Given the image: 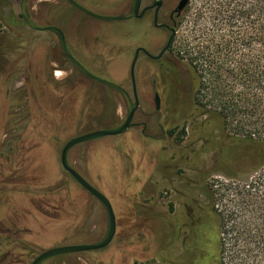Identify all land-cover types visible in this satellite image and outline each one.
Here are the masks:
<instances>
[{
	"label": "rangeland",
	"instance_id": "1",
	"mask_svg": "<svg viewBox=\"0 0 264 264\" xmlns=\"http://www.w3.org/2000/svg\"><path fill=\"white\" fill-rule=\"evenodd\" d=\"M94 1L84 3L94 13L120 12L122 0ZM18 6L19 0H0V264H30L50 247L104 237L106 210L64 170L60 154L70 138L116 126L127 111L117 90L74 69L56 32L29 28ZM26 6L36 24L63 31L72 53L93 58V63L83 61L91 73L128 92L134 48L152 46L159 37L151 17L98 19L67 0H26ZM184 26L185 18L177 39ZM183 64L168 63L172 78L179 81L171 95L170 88L158 87L165 95L161 109H154L141 87V104L124 133L78 143L68 152L80 175L119 211H128L129 204L138 215L118 218L105 247L43 264H212L200 240L193 262L186 250L190 239L167 249L152 248L153 231L145 228L149 217L167 210L169 200L178 203V211L187 195L208 206L212 191L234 180L241 164L243 149L229 139L219 120L192 107L195 80ZM140 82L143 86L146 79ZM154 141L159 143L152 146L151 157L147 146ZM220 204L216 200L215 207Z\"/></svg>",
	"mask_w": 264,
	"mask_h": 264
},
{
	"label": "trees",
	"instance_id": "2",
	"mask_svg": "<svg viewBox=\"0 0 264 264\" xmlns=\"http://www.w3.org/2000/svg\"><path fill=\"white\" fill-rule=\"evenodd\" d=\"M191 2L170 49L193 73L192 107L216 117L243 149L236 180L212 191L214 231L202 246L212 264H264V0ZM150 226L156 241L161 219Z\"/></svg>",
	"mask_w": 264,
	"mask_h": 264
},
{
	"label": "flooded vegetation",
	"instance_id": "3",
	"mask_svg": "<svg viewBox=\"0 0 264 264\" xmlns=\"http://www.w3.org/2000/svg\"><path fill=\"white\" fill-rule=\"evenodd\" d=\"M74 1H76L78 4L85 7L86 9H88V8L84 5V3L87 4V3H95L96 2L94 0H74ZM154 1L155 0H141L140 5H139V9H138V13H140L142 10H144V12L141 14V16L139 18H136V19H143L144 17H148V18L151 17L152 26L154 27L157 35L159 36L153 40L152 46H149L146 44L137 45L134 48L131 59H130L129 76H130L132 61L135 59L133 70H134L136 95H137V99H138L137 109L139 108V106L141 104V98H142V96H141L142 95V90H141L142 88L141 87H144L145 90H143V91L147 92L148 96H150V99H152L154 109L155 110L161 109L165 95L163 94V92H161L158 89V87H166L165 91L167 88H170V90H171L170 95H171L172 94V88L171 87H177V84H175V82H177V80L179 81V79L172 78L173 77V75L171 73L172 71L168 67V63L172 64V66L175 64H180V63L182 65H184L183 61L181 59H179L174 53H172L170 46L172 44L173 38L175 37V35H177L178 28L180 27L181 13L184 11V9L186 8L187 5L181 11L177 12L176 6H177L179 0H160V5L158 6V9L156 10L157 5H153ZM189 1H188V3H189ZM68 3H69V1H68ZM69 4L71 6H73L71 3H69ZM133 5H134V0H122V3H120V8H119L120 12L117 15H124V14L128 13L133 8ZM74 8H76V7H74ZM88 10H90V9H88ZM82 13L86 14L84 12H82ZM155 16H156V22L160 26H156L154 24L153 21L155 19ZM161 24H165L168 27L175 26V34L171 40V43L167 47V49L159 57H153V56H157L160 53V51L166 45L168 37L171 33V31L168 27H164ZM75 44H76V47L78 48V50L82 49V42L81 41H79V42L76 41ZM114 46H115V49H118L119 45L114 44ZM138 48H144L149 54L146 53V51H144L142 49H140L138 51V53L136 54V50ZM71 54L86 69H87V67L83 61L87 62V60H90V62L93 63V58L92 57L88 58L87 56H90L88 54H86L84 56L87 58L86 60L82 56L78 57V55L76 56V54H74L72 52H71ZM68 60L72 64L74 69L81 72L80 69H78L69 58H68ZM141 77L146 79V82L143 84V86L140 82ZM173 79H174V81H173ZM159 82H161V84ZM130 87H131V91L129 93L132 97L133 85L131 82V77H130ZM155 94H158V97H159V108L158 109H156V106H155ZM154 139H156V138H154ZM154 142H156V143L153 144V142H152L151 145L147 146V148H148L147 150L150 151V155L152 152V149H151L152 146H157L159 143L158 141H154ZM151 157H152V155H151ZM148 160H149V158H148ZM150 164H152V162ZM109 201L111 202V205L113 207L115 220H116V228L118 226L117 220L121 216H124V217L129 216V218H131L130 217L131 215H138L137 213H135L133 211L134 209H133L132 205L128 204V211H119L117 209V206L111 201L110 198H109ZM167 204H168L167 210L166 211L165 210L160 211L154 217V218L161 219L162 228H161V235H160V238L158 240L155 241V240H153V238H151L152 247L154 248L158 245H162L165 249H167V248H171L177 244L183 245L186 242V240L190 239L191 240V247L186 248V250L191 251L192 261L195 262L194 261V254L196 253V250L199 249V245H200L199 240L202 241V244H203L205 242L204 239H206V237H207L209 239L208 241L211 245L210 240L212 239L213 231H214L213 230V220H212L213 216H212L211 212L209 211V209L207 208V206L201 205L198 201H196L194 195H191V196L187 195L186 196V200L184 201V203H181V205H180V207H181L180 211L177 210V207H178L177 204L178 203L176 204V203H173V201L169 200ZM142 219H145V217H142ZM152 219H153V217H151V218L149 217L146 224H145L146 226L148 224V229L151 228L150 221ZM145 221H146V219H145ZM116 228H115V232H116ZM210 245H209V247H210ZM203 248H205V247L203 246ZM68 254H70V253H68ZM55 257H57V256H55ZM55 257H52V258H55ZM52 258H49V259L45 260L44 262H46Z\"/></svg>",
	"mask_w": 264,
	"mask_h": 264
},
{
	"label": "water",
	"instance_id": "4",
	"mask_svg": "<svg viewBox=\"0 0 264 264\" xmlns=\"http://www.w3.org/2000/svg\"><path fill=\"white\" fill-rule=\"evenodd\" d=\"M68 1L74 7L79 9L80 11H82V12H84V13L92 16V17H95L98 19H103V20H126V19H130V18H139L141 16V14L144 12V10H142L140 13H138V9H139V5H140L141 0H134L133 8L131 9V11H129L128 13H126L124 15L97 14V13H94V12L86 9L85 7L81 6L80 4H78L74 0H68ZM188 1L189 0H179L178 4L176 6V11L177 12L181 11L187 5ZM153 5H157V8H156V10H157L158 6L160 5V0H155ZM18 9H19L20 16L22 17L25 24L29 28L34 29V30H39V31L51 30V31L56 32L58 37H59L60 45H61V48H62L64 54L73 62V64L78 69H80V71L83 74H85L87 77L93 79L94 81H96L100 84L106 85L112 89L117 90L121 94V96L125 102V106H126V110H127L124 120L116 126L98 129V130H94V131H89V132H86V133H83L80 135H76V136L70 138L62 147L61 154H60V162H61V165L64 168V170L67 171L73 177V179L80 186H82L87 192H89L96 199H98L100 201V203L103 205L104 209L106 210L107 217H108V227H107V231H106L104 237L102 239H100L96 242H92V243L59 245V246H54V247H50L48 249H45V250L41 251L36 257H34L33 260L30 262V264H42L45 260L52 258V257H55V256L103 248L106 245H108L114 237L115 228H116V220H115V215H114V211H113V207L111 205V202L101 191H99L97 188L92 186L88 181H86L80 175V173L71 165V163L68 160V152L71 149V147H73L74 145H76L78 143L89 141V140L96 139L99 137L108 136V135L121 134V133H124L130 127L134 113L138 107V99H137V95H136L134 70H133L135 59L132 61L131 70H130V77H131V82L133 85L132 97H131L130 93L121 85H118V84L113 83L111 81L100 78V77L94 75L93 73H91L89 70H87L71 54V52H70V50L66 44L64 33L59 27L54 26V25H38V24H36L31 19L30 15L28 13V10L26 7V0H19ZM153 22L156 26H160L156 22V16H155V19ZM161 25L164 27H168L165 24H161ZM168 28L170 29L171 33L168 37L166 45L163 47V49L160 51V53L157 56H153V57H159L167 49V47L171 43V40L175 34V26L168 27ZM140 49L146 51L144 48H138L136 50V54L138 53V51ZM146 53H148V52L146 51ZM155 106H156V109L159 108L158 94H155Z\"/></svg>",
	"mask_w": 264,
	"mask_h": 264
}]
</instances>
